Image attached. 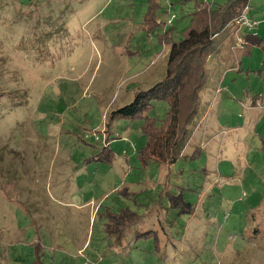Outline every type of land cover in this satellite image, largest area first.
Segmentation results:
<instances>
[{
  "label": "rangeland",
  "instance_id": "1",
  "mask_svg": "<svg viewBox=\"0 0 264 264\" xmlns=\"http://www.w3.org/2000/svg\"><path fill=\"white\" fill-rule=\"evenodd\" d=\"M192 8L0 0V90L25 94L0 107V264H264L261 47L237 58L243 44L233 36L207 57L218 82L200 93L205 112L175 163L140 164V119L106 129L111 111L163 78L168 47L157 34L180 31ZM247 8L264 44V0ZM149 9L153 29L143 24ZM166 108L155 101L146 114L161 120ZM166 192L194 210L168 208ZM125 207L140 220L115 241L104 226ZM148 230L157 248L138 235Z\"/></svg>",
  "mask_w": 264,
  "mask_h": 264
},
{
  "label": "trees",
  "instance_id": "2",
  "mask_svg": "<svg viewBox=\"0 0 264 264\" xmlns=\"http://www.w3.org/2000/svg\"><path fill=\"white\" fill-rule=\"evenodd\" d=\"M249 1L215 0L213 3L209 1L202 3L193 0V8L188 13L189 19L185 27L180 31L170 27L157 34L159 41L168 47L163 78L152 86L136 92L127 104L111 111L106 122V129L109 130L111 122L118 118L141 120L140 129L145 142L136 154L142 166L150 161L173 164L181 156H185L183 149L199 111L200 93L207 82L205 61L212 51L218 49L221 41L226 36L229 37L231 30L228 34L221 35L223 30L226 27L236 28L235 22L242 13L250 15L247 8ZM146 14L149 20L145 17L143 24L152 25V29L159 26L150 16L153 15L150 9ZM178 36L180 37L177 38ZM241 40L243 46L240 48L239 56L248 55L254 46L261 47L264 52V44L256 33L248 31ZM24 97L25 94L22 92L0 90V107L18 103ZM155 101H164L167 104L161 120L146 114ZM165 199L168 200L167 207L178 209V213L194 210L193 205L185 200L181 193L176 195L166 192ZM139 220L140 215L137 212L125 207L119 213L109 214L104 230L108 238L119 241L125 231ZM138 235L145 239L151 237L154 246L158 247L159 239L155 230L140 232ZM39 262L36 259L34 264Z\"/></svg>",
  "mask_w": 264,
  "mask_h": 264
},
{
  "label": "crops",
  "instance_id": "3",
  "mask_svg": "<svg viewBox=\"0 0 264 264\" xmlns=\"http://www.w3.org/2000/svg\"><path fill=\"white\" fill-rule=\"evenodd\" d=\"M197 1H204V0H197ZM208 1H210V0H208ZM250 13V12H249ZM231 30V32H230V35H229V37H225L222 41H221V43H223V44H220L219 45V47H223L224 45H227V44H229L228 42H230L231 40H233L234 39V37L236 38V37H239V38H241L242 37V35H241V32H242V30H245L246 32H248L246 29H244V28H242V29H239V30H237V28H232V29H230ZM234 36V37H233ZM219 47H218V49H219ZM218 49L215 51V52H217L218 51ZM237 56V58H239L240 56L239 55H236ZM238 60V59H237ZM214 81H217L218 82V78L216 77V76H210V75H208L207 76V82H206V85H205V87L207 86H209L210 87V85L212 84V85H214L215 84V82ZM216 82V83H217ZM205 105L206 104H209V103H204ZM203 104V105H204ZM207 108V107H206ZM199 114H197L196 116H195V118H194V123L193 124H195L197 121H198V119H199V117L200 116H202L203 115V112H205V109L203 108V107H199ZM192 126V125H191Z\"/></svg>",
  "mask_w": 264,
  "mask_h": 264
},
{
  "label": "built area",
  "instance_id": "4",
  "mask_svg": "<svg viewBox=\"0 0 264 264\" xmlns=\"http://www.w3.org/2000/svg\"><path fill=\"white\" fill-rule=\"evenodd\" d=\"M236 28L237 30L239 29H246L247 31L250 32H254L257 25H258V21L251 17L249 14H247L246 12L242 13L236 20ZM237 39L240 41L241 43V38L237 37Z\"/></svg>",
  "mask_w": 264,
  "mask_h": 264
}]
</instances>
